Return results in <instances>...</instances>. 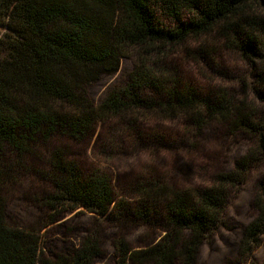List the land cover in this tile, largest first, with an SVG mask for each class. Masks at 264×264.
<instances>
[{
	"label": "trees",
	"instance_id": "obj_1",
	"mask_svg": "<svg viewBox=\"0 0 264 264\" xmlns=\"http://www.w3.org/2000/svg\"><path fill=\"white\" fill-rule=\"evenodd\" d=\"M222 48L242 56L251 68L244 88L264 101V0H0V264H94L102 254L95 230L50 258L36 229L8 225L6 189L19 171L50 184L36 198L45 225L81 209L162 227L163 236L145 247L117 239L115 264H199L230 191L253 163L264 162V110L230 86L201 93L173 61L183 52L196 63ZM133 54L127 85L94 102L89 85ZM212 122L249 133L252 144L232 169L200 186L176 185L146 165L118 193L105 171L84 169L65 147L52 145L80 142L101 124L98 155L144 150L155 159L181 143L196 146ZM253 204L257 214L239 242L249 264L264 236V176Z\"/></svg>",
	"mask_w": 264,
	"mask_h": 264
},
{
	"label": "rangeland",
	"instance_id": "obj_2",
	"mask_svg": "<svg viewBox=\"0 0 264 264\" xmlns=\"http://www.w3.org/2000/svg\"><path fill=\"white\" fill-rule=\"evenodd\" d=\"M182 53L177 54L173 61L185 80L201 93L212 94L220 87L230 86L238 90L241 97L248 94L258 109L264 110V101L249 92L248 87L244 88L245 82L249 83L251 79V68L237 51L222 48L214 55L198 59L196 63L185 61ZM133 58L134 54L132 57L125 56L116 72L105 74L89 85L88 91L94 102L100 103L110 91L127 85L134 66ZM102 129L99 124L92 134L80 142L61 138L52 145L65 147L69 156L84 169L96 165L105 171L118 193L126 191L133 177L146 165H156L176 185H206L215 173L232 169L236 160L252 144L249 133L235 131L224 122H212L196 141V146L188 148L181 143L172 151L158 154L155 159L144 150L107 158L97 154ZM38 161L35 159L33 162L42 167ZM263 176L264 162H255L250 166L246 180L230 191L222 224L204 241L199 264H249L239 255V242L244 228L257 214L253 199ZM17 178L6 189L7 224L36 229L41 235V251L47 257L70 252L90 230H95L102 254L94 264H115L114 242L117 239L123 238L132 247L140 248L157 242L164 234L162 227L155 224L146 225L134 219L116 220L113 214L103 218L81 209L66 212L54 223L45 225L47 214L36 198L50 188L49 182L36 173H23L20 177L19 171ZM254 257L256 264H264V236Z\"/></svg>",
	"mask_w": 264,
	"mask_h": 264
}]
</instances>
